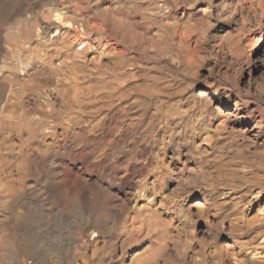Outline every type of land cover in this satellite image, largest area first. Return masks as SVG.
<instances>
[{"label": "bare ground", "instance_id": "1", "mask_svg": "<svg viewBox=\"0 0 264 264\" xmlns=\"http://www.w3.org/2000/svg\"><path fill=\"white\" fill-rule=\"evenodd\" d=\"M261 54L264 0H0V264H264ZM73 148L94 203L54 182ZM195 162L222 164L204 193Z\"/></svg>", "mask_w": 264, "mask_h": 264}, {"label": "rangeland", "instance_id": "2", "mask_svg": "<svg viewBox=\"0 0 264 264\" xmlns=\"http://www.w3.org/2000/svg\"><path fill=\"white\" fill-rule=\"evenodd\" d=\"M220 32H221V29L218 28L215 31V34H218ZM261 57H262L261 59H264V54H261ZM27 71L26 72L28 74V78L32 81V82H29L27 80L25 83L24 94L28 97V93H29V95L32 93L33 82L40 75V73L37 72V70L35 68H32V67H29L27 69ZM29 97H28V99H30V101H31V97L30 98ZM1 128L2 127H0V133H2ZM0 143H1L0 144L1 146L4 145L2 143V139H1ZM258 145H259L258 143L251 145L250 146L251 150L249 149V152L246 151V149L243 146H239V148L240 149L242 148V149L241 150L239 149L240 152H238V153L240 156L243 155L244 157H252V156L256 155V150L258 149L257 148ZM249 154H250V156H249ZM229 160L230 159L225 160L226 164L232 163L231 160L230 161ZM58 165L60 168V174H59V176H57L55 178L54 182L58 185L61 192H64V190H66L67 188H69L71 186H75L76 184H83L86 187V189L89 191V192L88 191L87 192L90 195L91 202L94 203V200L92 197V187L90 186V183H91L90 178L91 177L97 178V176H98V177H101L98 180L99 182L105 181L104 180L105 177L103 176L104 172L102 171V169L98 170V167L95 164L91 163L84 156V154L82 152H80V150H78L77 148H73L71 150V152L64 154L58 160ZM191 165H193V166H191ZM220 165L222 166L221 162L216 163V164H214V163H198V162L189 163V164H187V167H188V169H190V172L188 174H185L184 177H186V178L188 177V179L191 181V183L193 185L194 184L201 185V188L202 187L204 188L205 185H202V184H204V182L209 183V184H211L213 182L211 179H214V177L217 175L218 169L219 170L221 169ZM212 169H214V170L217 169V171L214 172V170H212ZM191 173L193 175H191ZM210 174H211V176H210ZM205 175H206V177H205ZM195 176H197V178ZM70 183H71V185H70ZM174 186H175L174 184L171 185V187L169 189V191H170L169 194H173L175 192ZM63 187H64V189H63ZM203 188L200 190V192L204 193ZM71 190H72V192H70ZM68 194H69V197L74 201L75 205H79L77 196L75 195L76 192L74 191V188L70 189ZM134 194H135V189H130L127 186H124V187L119 188V189H115V188L111 187V188L107 189L106 193L101 195L99 203L101 206H103L108 211H111V212L114 211V212L122 213L126 207H128L130 204H132V201H133L132 198H133ZM211 197H213L212 198L213 200L214 199L218 200V198L216 199V195H212ZM62 198L63 197L61 196L58 199L61 213L65 216L69 217L70 216V211H69L70 209L64 205ZM188 203L187 204L190 205V202H188ZM19 210H21V208ZM193 213L195 214V216L193 218H194V220L196 219L195 220L196 221V228L201 231L200 233H203V230H204V232L207 229L208 230L213 229L215 231L216 229L219 228V227L213 228L214 227V224H212V223H214L213 217H211V219H204V218H199V217L195 218V217H197L196 213L195 212H193ZM210 220L212 223H208ZM73 221L74 220L71 218V224ZM219 230H222V229L219 228ZM169 264H175V260L173 257L170 258Z\"/></svg>", "mask_w": 264, "mask_h": 264}]
</instances>
